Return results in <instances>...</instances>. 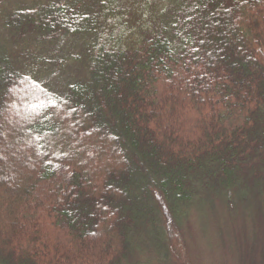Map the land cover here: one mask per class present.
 <instances>
[{"label":"trees","instance_id":"1","mask_svg":"<svg viewBox=\"0 0 264 264\" xmlns=\"http://www.w3.org/2000/svg\"><path fill=\"white\" fill-rule=\"evenodd\" d=\"M177 1H0V170L29 149L0 176V264H193V214L220 239L264 213V0ZM27 41L87 72L54 88Z\"/></svg>","mask_w":264,"mask_h":264},{"label":"rangeland","instance_id":"2","mask_svg":"<svg viewBox=\"0 0 264 264\" xmlns=\"http://www.w3.org/2000/svg\"><path fill=\"white\" fill-rule=\"evenodd\" d=\"M0 1L5 2L8 0ZM9 1H11L12 4L16 2V0ZM155 1L161 3V6L157 7L156 11L159 10L164 16L173 15L174 12L179 9V5H177L178 1L176 5L169 4L168 0ZM5 35L4 33V36ZM5 41L9 44L13 42L9 36H6ZM60 48L65 52L64 54H62ZM60 48H57V44L46 45L44 42L27 41L26 43L16 45L15 53L24 54L31 60V64L27 61L28 59L25 60L24 67L28 69L40 68L36 73H38L46 83L52 85L56 89H63L68 84L83 77L87 71L80 60L73 58L78 55V47H75L71 54H69L68 47L65 45ZM16 110H14L13 113H15ZM12 132L13 131L10 129L9 135H14V132L13 134ZM20 139H22V135H20ZM27 151H29L27 148L22 151L8 148V146L6 149L2 148L1 153L3 154L4 152V156H6V154L7 156L5 162L3 161L0 176L4 178L3 176L5 174L3 175V171L5 167L17 164V156ZM26 157L27 156H24L23 159ZM102 164H106V161H102ZM97 166L99 165L97 164ZM154 195L160 208L159 214L162 215L163 219V224H159V226L165 225V227L169 229L171 218L167 205L163 202L159 194L155 193ZM10 202V194L0 190V211L3 209V205H10ZM244 213V216H241L233 225L225 230L221 234L222 236H219L222 237L220 239L217 237L215 238V230L213 227L207 234L211 239H203V234L193 214L189 221L190 225L185 229L188 250L193 264H264V213L261 212L258 214L255 209L246 210ZM217 217L225 219L222 212H219ZM228 233L230 234L228 235ZM170 257L173 261L171 264H177L172 253ZM145 259L147 260L144 262L147 264H162L155 250L151 252L146 251L144 260ZM125 261V263H133L132 261L135 260H131L130 258Z\"/></svg>","mask_w":264,"mask_h":264}]
</instances>
